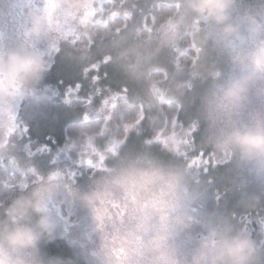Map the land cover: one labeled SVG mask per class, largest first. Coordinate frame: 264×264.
<instances>
[{
    "label": "clouds",
    "instance_id": "obj_1",
    "mask_svg": "<svg viewBox=\"0 0 264 264\" xmlns=\"http://www.w3.org/2000/svg\"><path fill=\"white\" fill-rule=\"evenodd\" d=\"M11 2L16 26L0 29V159L15 104L43 98L35 95V85L49 69L47 56L76 35L81 17L94 7L93 0ZM238 5L239 0H172L173 11L151 41L109 35L113 63L133 81L153 80L156 52L177 48L186 33L197 37L206 53H215L218 61L208 62L205 55L186 67L187 83L172 81L142 99L149 109H158L161 101L193 107L203 139L197 144L188 128L174 130L163 152L175 163L165 162L146 142L140 150L123 148L84 194L71 190L63 173L40 176L6 206L0 201V264H72L36 254L41 238L53 235L51 213L62 202L61 189L90 211L99 241L97 264H264V239L257 243L228 218L204 225L190 246L197 222L187 188L197 170L190 153L207 149L215 163L235 161L264 180V15L241 12ZM5 11L0 8V14ZM112 233L114 244L106 242Z\"/></svg>",
    "mask_w": 264,
    "mask_h": 264
},
{
    "label": "rangeland",
    "instance_id": "obj_2",
    "mask_svg": "<svg viewBox=\"0 0 264 264\" xmlns=\"http://www.w3.org/2000/svg\"><path fill=\"white\" fill-rule=\"evenodd\" d=\"M162 1L172 3V0H93L91 15L86 20L84 16L81 17L83 23L78 22L76 35L62 40L58 50L47 56L49 69L35 85V95L40 97L43 94V98L21 100L14 106L19 130L6 138L9 142L2 157L7 159L9 167L12 168L8 169L9 171L39 176H46L54 171L72 173L69 188L77 194H84L91 191L93 181L101 170H92L79 163L82 149L83 158L93 159L94 162H98V154H105L104 166H107L112 163L111 154L107 153V149L113 140L125 139L126 144L121 145V148L135 151L142 149L139 146L144 141L140 138L142 131L148 133V140H154L160 135L159 144L165 146L164 137L171 136L173 130L188 128L193 122V107L177 112V124L174 129L173 125H165L161 103L158 109H149L142 103V99L153 90L154 82H157L155 87L159 91H164L172 81L187 83L185 69L193 64V58H196V63L201 62L205 55L208 62L218 61L215 53H206L198 38L186 33L187 41L194 49L191 64H181L178 59L179 55L187 53L188 46L184 44L183 37L177 48H160L156 52L155 66L157 72H162L161 78L142 81L129 79L112 60L109 35L113 39L136 35L144 41H151L161 24L154 29L146 23L145 18L154 3ZM0 8L6 9L0 14V29L13 30L18 20L14 3L11 0H0ZM238 10L256 16L264 15V0H239ZM117 19L121 24H112L110 27L109 24ZM98 25L109 30L108 35H100ZM142 32L146 34L143 35ZM101 36L104 38L101 39ZM196 48L200 49L199 53ZM105 57L111 58L108 63H104ZM93 65H99L98 69L93 68ZM95 76L99 77L96 81L93 80ZM127 102L137 103L139 108L131 120L124 118L129 108ZM112 104L116 107L113 108ZM141 105L144 119L125 137L124 125L135 122ZM108 116L113 119L105 125L104 120ZM76 120L84 121L82 124L86 128L93 125L94 130H83L81 135L70 140L69 144L61 149V154H55L54 160H50L53 150L55 152L61 147L58 145L59 141L63 138L64 142H67L65 125ZM115 120L119 122L116 123ZM98 123L100 128L104 129L103 135L97 134ZM197 125L198 131H195L193 139L199 144L204 136V128L202 124ZM120 130L123 131L122 134ZM89 135L92 136L91 141L88 140ZM38 139L40 145L35 147L38 150L30 149L29 143ZM47 140L52 143V147L48 145ZM44 145L45 147L41 148ZM189 155V163L197 160L193 165L197 169L195 175L187 184L193 198L192 207L197 221L191 229L190 246L194 245L202 234L204 225L224 218L230 219L238 227H245L249 233L252 231V225L264 228V180L258 178L248 166L238 165L235 161L215 163L209 159L207 152L202 158L201 152L197 151ZM203 160H209L208 165L205 166ZM20 180L17 178L15 181L8 179L0 182V201H3L5 206L11 199L27 192V188L20 187ZM57 200L62 202L51 213L53 235L51 238H41L36 254L44 260L53 257L51 242L63 238L67 248L66 257L63 256L62 259L71 260L72 264H97L94 252L99 241L89 209L64 189L59 191ZM113 236L115 233L109 235V241ZM262 239L264 231L260 237L253 238L257 243Z\"/></svg>",
    "mask_w": 264,
    "mask_h": 264
},
{
    "label": "trees",
    "instance_id": "obj_3",
    "mask_svg": "<svg viewBox=\"0 0 264 264\" xmlns=\"http://www.w3.org/2000/svg\"><path fill=\"white\" fill-rule=\"evenodd\" d=\"M172 11H173L172 3L163 2V1L154 3V5L150 8L149 14L146 15V18H145L146 23L151 25L154 29H156L164 21V19L168 15L171 14ZM112 24L120 25L121 22H120V20L117 19L115 22L110 23L109 26L112 27ZM97 27H98V29L100 28L101 32H98L100 35H105L106 33L108 34L109 30H107L105 27H102L101 25H98ZM142 34L145 35L146 33L142 32ZM184 37H185L184 44L186 43V46H188L187 47V53L179 55L178 59H179L181 64L190 65L192 62V57L194 56V49L192 47H190L189 42L187 41L186 35H184ZM161 76H162V72L156 71L153 79L161 78ZM55 98H57V97H55ZM127 104L129 105V108L127 110V115L124 118L131 120L135 117L136 113L139 110L138 104L132 103V102H127ZM161 109H162L164 117H165V125L167 127L172 126V117L177 116V112L175 111V108L169 107V105L167 103L161 102ZM82 122H84V121L76 120V121H71L65 125L64 133H65L66 137H68L67 142L65 143L63 138L59 141L58 145H60L61 147L58 148L57 150H55L56 153L53 150L52 157L49 158L50 160L51 159L54 160L53 156H55V154H57V153L61 154L62 153L61 149L66 147V145L69 144L70 140H72L73 138H77L79 135H81L83 130H87L88 132H92V130H94L92 127L93 125L86 128L83 126ZM115 122L117 123L119 121L115 120ZM97 127L100 129L99 123H98ZM119 128H120V125H119ZM196 130L198 131V125H197ZM121 131L122 130H120V132ZM122 133H123V131L121 132V134ZM140 133H141L140 138H142L144 141L139 146L143 147L144 142L148 140V133H146L145 131H142ZM39 140L40 139L35 140L34 142H31V144L29 142H27V144L29 143L30 149L33 148V150H38V148H35V147L40 145ZM47 142L49 143L48 145L50 147H52V143L49 140H47ZM44 147H45V145L41 148H44ZM151 150L156 155H158L161 159H163L165 162H169V161L174 162V163L177 162V161H173L171 157H169L166 153L163 152L164 146H162L159 143L152 144ZM206 152H207V149L204 150V153H206ZM50 165H52V164H50ZM8 169H12V168L9 167V163H8L7 159L6 158L0 159V182L8 181V179H10V181H15V179H17V178H19V180L23 179V176L21 173H19L18 171H15V170L9 171ZM239 214L242 215L241 212ZM246 226H247V224H246ZM251 228H252L251 229L252 231H251L250 235L252 238H255V239H256V236L260 237L261 233L264 231V228H262L261 226H258V225H252ZM50 248L54 254L53 257H59V258L60 257L62 258L63 256L66 257L65 256V252H66L65 248H67V246H66L63 238H57L54 242H51Z\"/></svg>",
    "mask_w": 264,
    "mask_h": 264
},
{
    "label": "snow or ice",
    "instance_id": "obj_4",
    "mask_svg": "<svg viewBox=\"0 0 264 264\" xmlns=\"http://www.w3.org/2000/svg\"><path fill=\"white\" fill-rule=\"evenodd\" d=\"M113 15H115V13H113ZM127 15H128V14L126 13V14H125V17H127ZM87 17H88V16L85 17V20L87 19ZM117 31H119V29H117ZM74 36H75V35H69L68 37H74ZM193 47H195V46L193 45ZM196 52L199 53V52H200V49H199V48H196ZM110 59H111L110 57H105L104 63H108V62L110 61ZM196 62H197L196 58H193V65H194ZM92 67L95 68V69H98L99 65H93ZM86 71H87V70H86ZM98 79H99L98 76L93 77V80H94V81H96V80H98ZM156 83H157V82H154V83H153V92H154V93H159V90L156 89V87H155ZM188 87H189V88L192 87L191 82H188ZM77 88H79V85H77ZM161 102H163V101H161ZM112 107L115 108L116 105H115V104H112ZM183 110H184L183 105H177V106L175 107V111H176V112H181V111H183ZM85 119H87V118H85ZM112 119H113L112 116H108V117H106L105 120H104L105 125H107L108 121H109V120H112ZM143 119H144V111H143V105H141V110H140V112L138 113L135 122H134V123H128V124H125V125H124V136L127 137L129 131H130L131 129L136 128V127L140 124V122H141ZM176 124H177L176 117L173 116V117H172V125H173V128H174V129H175V127H176ZM196 128H197V125H196V123H195L194 121L188 125V134H189V137L191 138L192 142H194L193 137H194V133H195V131H196ZM18 130H19V129H18V125H17V123H16V120L13 118V120H12V122H11V125H10V129H9V136H11L14 132H17ZM173 132H174V130H173ZM173 132H172V133H173ZM103 133H104V129H103V128H100V129H99V133H97V134L103 135ZM168 137H169V136H168ZM168 137H164V142H165V144L167 143ZM91 139H92V136L89 135V136H88V140L91 141ZM8 142H9V140L5 138L4 143H5V146H6V147H7V145H8ZM145 142H146L147 144H149V145H152V144H154V143H160V142H161V137H160V135H157V136L155 137L154 140H147V141H145ZM125 144H126L125 139H116V140H113V141H111V143H110V147H108V149H107V153H108V154H111V157H112L113 155H115V154H117L118 152H120V151L122 150L121 145H125ZM186 147H187V146H185V148H186ZM98 156H99V160H98V162H94L93 159H84V158H83V157H84V151H83V149H82V150H81V153H80V160H79V163H81V164H83V165H86V166L90 167L92 170L99 168V169L102 171V170L104 169V167H105L104 164H105L106 156H105V154H98ZM202 156H203V153H201V158H202ZM202 162H203V164L206 166V165H208L209 160H203ZM196 163H197V160H192L190 164H192V166H193V165L196 164ZM205 168H206V167H205ZM57 174L59 175V174H61V172H57ZM22 176H23V179L20 180V187H21V188H25V187H27L28 185H30V184H32V183H34V182H36L37 180L40 179V176H39V175H28L26 172H25V173H22ZM63 176H64V178H65L67 181L70 182V181L72 180V176H73V174H72V173H63ZM101 227H102V226H101ZM108 237H109V236H106V242H107V243H110V244H114L115 241H116V237L113 236V238H112L111 241H109Z\"/></svg>",
    "mask_w": 264,
    "mask_h": 264
}]
</instances>
